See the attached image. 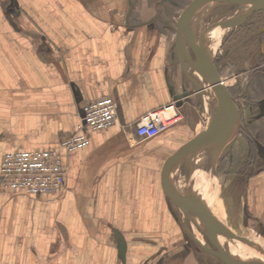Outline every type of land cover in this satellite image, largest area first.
Listing matches in <instances>:
<instances>
[{
	"label": "crops",
	"instance_id": "obj_1",
	"mask_svg": "<svg viewBox=\"0 0 264 264\" xmlns=\"http://www.w3.org/2000/svg\"><path fill=\"white\" fill-rule=\"evenodd\" d=\"M182 3L0 0V164L7 153L52 149L64 179L60 192L40 197L0 186V264L193 261L182 245V217L160 183L165 160L204 131L214 111L197 72L174 49ZM254 46L243 47L245 64L219 52L221 80L233 94L243 86L250 95L248 106H240L246 117L264 84L248 73L264 62V49L255 54ZM104 96L118 121L91 133L88 147L64 152L59 142L75 133L83 104ZM171 104L181 120L151 140L139 139L138 119ZM257 151L263 167L236 175L230 191L264 241V148ZM174 188L186 198L178 180Z\"/></svg>",
	"mask_w": 264,
	"mask_h": 264
},
{
	"label": "water",
	"instance_id": "obj_2",
	"mask_svg": "<svg viewBox=\"0 0 264 264\" xmlns=\"http://www.w3.org/2000/svg\"><path fill=\"white\" fill-rule=\"evenodd\" d=\"M209 4L233 6H248V10L234 21H223L211 26L205 31L197 43L191 32L190 21L193 15L202 7ZM264 9V0H193L181 13L174 39V49L177 57L189 64L197 72L200 80L214 93L217 105L212 114V121L200 134L183 144L174 154L168 157L161 169L160 183L164 196L171 202L182 217L184 224L193 225L206 236L214 257L222 264H241L234 261L226 252L224 240L233 241L240 246L253 249L259 256L258 264H264V249L257 243L236 235L226 225L210 214L200 205L194 195V187L190 182L193 163L198 153L212 149L210 155L216 158L225 147L229 134L240 127L238 109L229 94L228 87L221 80L214 67V58L210 59L202 49V42L211 29L231 25L241 27L253 14ZM264 32V27L258 33ZM178 105V104H177ZM208 161V160H207ZM215 161L211 163L214 170ZM185 168V181L189 197L184 198L174 188L173 173L178 168ZM215 172V171H214ZM125 244L122 237H118V255L124 256Z\"/></svg>",
	"mask_w": 264,
	"mask_h": 264
},
{
	"label": "rangeland",
	"instance_id": "obj_3",
	"mask_svg": "<svg viewBox=\"0 0 264 264\" xmlns=\"http://www.w3.org/2000/svg\"><path fill=\"white\" fill-rule=\"evenodd\" d=\"M192 1L193 0H183V3L181 4L182 7L181 13ZM211 5L212 6L205 7L207 11L204 13L203 17L198 20L194 28L193 34L198 43L200 42L202 34L205 31H207L211 26L226 20L230 21L231 19L237 18L248 10V9L245 10V6H233V5H222V4H211ZM260 12H264V9ZM238 29L239 28L232 29V31L229 33V35L226 37V39L223 42H221L222 37L214 38L212 39L213 41L211 40L212 45L214 44L218 45V47L215 50V54L213 57L214 59L216 58V56H220L219 52L222 51L224 53L226 52L225 53L226 58H228L229 55H232L231 58H234L235 60L239 59L244 64L247 62L245 57L248 54L246 53V51H248L249 49L248 48L245 49L243 47L239 48L237 44L241 41L247 40L250 37V35L246 34L245 32H241V34L245 33L244 35L245 39H242L243 37L241 36L239 38H232L231 40H228L234 32H240V30ZM215 31L217 32V30H213L211 33L207 32L205 36L206 41L208 36L214 33ZM256 50L257 49H255V54H257ZM224 53H222L223 56ZM241 88L242 89H238L237 91H235L236 94H233L232 89L230 90V93L232 94L234 100L236 101L239 107L242 106L243 108H246L248 106V102H246V99H250V95L248 94L247 89L245 87L242 86ZM202 89L204 93L208 96L209 100L211 99L212 108H215L217 105V99L214 93L212 92V90L207 88V86L204 85L203 83H202ZM243 108H241L240 111L241 114L240 120H242V122L244 123L247 117L245 115V111ZM238 134H239V129L237 130L236 127L229 134V138L227 139L225 147L220 153V155L214 158L209 153L208 158H206L208 161L204 159L205 163L204 162L201 163L200 166L205 167L208 163H209L208 165L211 166V163H213L214 161L215 164L217 165L222 159L228 156V158H231L233 160L231 162H233L234 165H237L239 167L243 162V157H236V149L240 148L239 151L242 152V149H245L246 145L245 142L242 140V138L238 136ZM201 153H198L199 155L197 154L198 156L196 157V159H198ZM238 167H236V169ZM233 168L235 167L233 166ZM180 170L181 167L174 171L173 183L175 184L176 180H178L183 189L182 194L188 198L190 196L188 190H186L188 187L186 185V181L184 177L181 175ZM235 172H236L235 169L234 171L231 169V173L234 174ZM233 174H230L229 176L222 175L218 178L214 174L215 179L211 176L212 174H208V176H206L203 181L202 196H200L198 192L196 198L206 207V210L210 214H212L220 222L226 225L233 233L259 244L264 249V241H262V239L258 237V235L250 227H248V223L245 221L243 215L239 212L238 207H236L238 200L231 195L232 190L230 191V187L232 186V184H234L233 183L234 180H236ZM192 181L194 180L191 172L190 182ZM182 230H183L182 245L184 246V251L187 254H190L189 255L190 257L193 256L192 257L193 261L191 260L187 264H222L214 257V255L211 252H209L211 251L212 248L206 236L203 234V232H201L199 229L188 223L186 225L184 224ZM185 243H187V245ZM146 264H158V263L147 262Z\"/></svg>",
	"mask_w": 264,
	"mask_h": 264
},
{
	"label": "built area",
	"instance_id": "obj_4",
	"mask_svg": "<svg viewBox=\"0 0 264 264\" xmlns=\"http://www.w3.org/2000/svg\"><path fill=\"white\" fill-rule=\"evenodd\" d=\"M174 104L164 106L140 117L135 134L141 140H151L181 120ZM118 121L113 101L104 96L83 104L79 123L73 135L60 140L66 152L84 149L90 144V134L106 130ZM64 185L59 155L55 150L14 151L2 157L0 186L12 194L49 196L61 191Z\"/></svg>",
	"mask_w": 264,
	"mask_h": 264
},
{
	"label": "flooded vegetation",
	"instance_id": "obj_5",
	"mask_svg": "<svg viewBox=\"0 0 264 264\" xmlns=\"http://www.w3.org/2000/svg\"><path fill=\"white\" fill-rule=\"evenodd\" d=\"M263 27L258 28L255 31V33H251V36L243 44H241L239 46V48L244 47L249 42L255 41L256 49L261 52L264 49V43H263L264 42V32L258 33V30L263 28ZM246 33H249V32H246ZM237 34H240V33H235L233 35V37L238 36ZM243 36H244V34H242V37ZM240 37H241V34H240ZM221 60L223 61L222 58H221ZM248 73H249V76H253L252 78L258 77V75H260L264 80V62L263 63L258 62L257 65L254 66L250 70V72H248ZM218 74H219V72H218ZM249 78L250 77H248V79ZM229 93H230V91H229ZM254 96H257V97L259 96V98L254 103V105H252L250 107V110H249L250 115L246 118L244 123L242 122V120H240L241 125L239 128L238 136L242 138V140L245 142L246 146H245V149H242V152L239 151L240 148L236 149V157H243V162L238 167L237 165H234L233 162H231V161H233L231 158H228V156L225 157L224 159H222L219 162V164H217V165L215 164V166H214L213 173L217 176V178L222 176V175L223 176H229L230 174H233V173H231V169L233 171H234V169L236 170V172L233 174L234 176H236V174L241 175V173H242V177L246 176L252 169V168L249 169V166L246 165L247 162L250 161L252 151L255 154V157L253 159H255V162L256 161L258 162V163L257 162L255 163L253 161L254 162L253 167L254 166L260 167L259 169H261L263 167L261 164V160L258 156L257 145L260 147L262 146L264 148V115H261V112H264V84L256 88ZM231 97H232V99H233V101H234V103L238 109L239 116L241 119V114H240L241 107L238 106V104L234 100L233 96H231ZM224 160L226 162H228L227 163L228 165L222 169V164H223ZM233 166L235 168H233ZM236 167H238V168L236 169ZM180 172H181V175L183 177H185V172H186L185 168H181Z\"/></svg>",
	"mask_w": 264,
	"mask_h": 264
},
{
	"label": "bare ground",
	"instance_id": "obj_6",
	"mask_svg": "<svg viewBox=\"0 0 264 264\" xmlns=\"http://www.w3.org/2000/svg\"><path fill=\"white\" fill-rule=\"evenodd\" d=\"M208 6H212V5L209 4V5H206L202 8H200L202 10L199 9L200 11L196 12L197 13V14L195 13L196 15L195 14L193 15V17L191 18V22H190V26L192 25L190 27L191 31L193 30V27L197 24L198 20L201 18V15H204V13L207 11V9H205V7H208ZM247 9H248V6H245V10H247ZM237 18L231 19L230 21H234ZM222 28H225V29H222ZM232 29H233V26L227 25V26H220L217 28L215 27L208 32V33H211L213 30H217V32L215 31L214 33H212L211 35L208 36L207 41H206V38H204V41L202 42V49H203L204 53L210 59H213V57H214L213 55L215 54V50L218 47V45H215V44L212 45L211 44V42L213 41L212 39L222 37L221 42H223L226 39V37L229 35L228 33H230L232 31ZM193 74H195V73H193ZM211 151H212V149H206V150L202 151L201 155L198 157V159H196L197 162L196 161L194 162L196 164L194 165V163H193L192 176H193L194 181H192L191 183L194 187V193H195L194 195L195 196H197V187H198L199 195L202 196L203 181H204V178L208 175L207 172L209 171L211 174H214L212 167L208 165L209 163L205 166L207 171H206L205 167L200 166V164L204 162V159L208 158V154ZM202 168H203V170L201 171V173H198V170H200ZM199 203H200V205H202V207L204 209H206V207L200 201H199ZM224 247H225V250L228 253V255L234 261L241 263V264H258L259 256L255 250L249 249V248L244 247V246H240L239 244H236L230 240H224Z\"/></svg>",
	"mask_w": 264,
	"mask_h": 264
},
{
	"label": "trees",
	"instance_id": "obj_7",
	"mask_svg": "<svg viewBox=\"0 0 264 264\" xmlns=\"http://www.w3.org/2000/svg\"><path fill=\"white\" fill-rule=\"evenodd\" d=\"M264 26V12H257V13H255V14H253L241 27H239V29L238 30H240V32H249V33H246V34H249L250 36H251V33H255V31L258 29V28H260V27H263ZM236 32H234L232 35H231V37L228 39V40H230L232 37H233V35L235 34ZM245 33H244V35H245ZM242 39H245V37L243 36V38ZM246 40H244V41H241V42H239L238 44H237V46L239 47L241 44H243L244 42H245ZM214 67H215V69H216V71L217 72H219L220 73V64L222 63V60H221V58L219 57V56H216V58L214 59ZM260 139V138H259ZM255 157V154L253 153V151H252V154H251V158H250V161L249 162H247V164L246 165H248L249 166V169L250 168H252L251 169V171L248 173V175H252V174H254V173H256V172H258V170H259V168L260 167H256V166H254L253 167V164H254V162H255V159H253ZM225 161V160H224ZM223 161V164H222V169L223 168H225L228 164V162H224ZM254 161V162H253ZM257 162V161H256ZM255 162V163H256ZM258 163V162H257ZM256 165V164H255ZM237 175V174H236ZM239 175V174H238ZM237 175V176H238ZM239 176H241L242 177V173H241V175H239Z\"/></svg>",
	"mask_w": 264,
	"mask_h": 264
}]
</instances>
